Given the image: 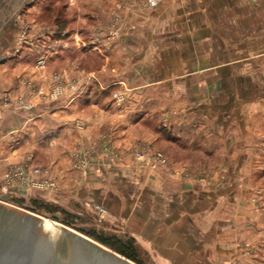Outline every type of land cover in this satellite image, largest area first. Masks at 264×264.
Here are the masks:
<instances>
[{"label": "crops", "instance_id": "0c3cea01", "mask_svg": "<svg viewBox=\"0 0 264 264\" xmlns=\"http://www.w3.org/2000/svg\"><path fill=\"white\" fill-rule=\"evenodd\" d=\"M123 3L111 0L113 24L95 33L101 62L62 68L79 90L54 100L24 85L46 91L51 71L13 51L15 21L0 29V177L47 151L155 264L264 262V192L251 177L264 165V0ZM137 140L167 162L100 154L97 170L70 168L90 142L122 152Z\"/></svg>", "mask_w": 264, "mask_h": 264}, {"label": "rangeland", "instance_id": "374dc122", "mask_svg": "<svg viewBox=\"0 0 264 264\" xmlns=\"http://www.w3.org/2000/svg\"><path fill=\"white\" fill-rule=\"evenodd\" d=\"M121 2H124L123 5L127 4L126 0H121ZM112 10L111 0H0V29L5 26L6 21H9L8 25H10L11 20H14L16 29L13 32V51L16 54L23 51L22 60L36 65L40 73L51 71L47 78L49 81L47 82L48 90H51L52 75H59L62 78L63 95L68 93L70 96L77 91L70 88V83L76 82L66 80L62 68H66L67 65L73 70L81 67L93 68L101 62L96 54L95 33L101 26L111 28L113 24L111 21ZM122 20L121 17L119 23L121 26L124 23ZM17 37H21V39L18 41ZM39 57L43 58L41 65L37 64ZM23 82L41 99L48 96V94L45 96V94L38 92L40 89L45 92V89L31 78L26 77ZM91 90L94 96L96 91L94 88ZM118 93L123 96V93ZM59 97L48 99L54 100ZM19 101L24 102L22 98H18V103H20ZM117 101L122 103L123 98L117 99ZM73 151L71 165H69L76 175L93 165L94 170H97L98 166L95 161L100 154H105L108 159L114 160L115 163L126 160L127 156L134 162L148 158L156 159L153 156L155 151H160L165 155L161 150L152 149L147 142H139L138 140L122 152L113 147L110 142L104 144L101 149L96 146L95 142H90L85 152L80 149ZM40 153L35 159L33 155L28 154L23 161L9 164L1 173L0 193L5 192L10 195L7 200L8 203L36 213H40L44 208L48 209L50 216L47 218L90 238L92 237L83 230H94L95 233L113 235L123 240L130 237L122 230L123 223L119 218L110 213L105 206L107 212L100 215L95 206V204L100 203L84 196V191L79 185L80 182L75 180V176L73 178L66 177L68 171H65L67 170L65 164L53 160L48 162L47 151ZM111 153H117L118 156H112ZM76 154H78L77 157H75ZM137 156L140 160L137 159ZM80 161L82 164L79 163ZM179 161H183V159ZM34 166L39 167V172L31 171ZM21 168H24V171ZM257 169L259 170L253 172L251 176L253 179L252 186L256 189H262L264 192V165ZM76 179H79V176ZM262 201L261 205H264V197ZM34 207L38 209H33ZM51 211L59 214L65 222L61 221L60 217L54 219ZM135 245L137 259H139V262L134 261L136 264H155L145 248L136 241ZM259 264H264V262Z\"/></svg>", "mask_w": 264, "mask_h": 264}, {"label": "water", "instance_id": "95a60500", "mask_svg": "<svg viewBox=\"0 0 264 264\" xmlns=\"http://www.w3.org/2000/svg\"><path fill=\"white\" fill-rule=\"evenodd\" d=\"M0 200V264H136L100 242L54 220ZM58 217V214H52Z\"/></svg>", "mask_w": 264, "mask_h": 264}, {"label": "built area", "instance_id": "2783aa9c", "mask_svg": "<svg viewBox=\"0 0 264 264\" xmlns=\"http://www.w3.org/2000/svg\"><path fill=\"white\" fill-rule=\"evenodd\" d=\"M159 2H160V0H145V4H147L148 6H151V7L157 5ZM20 39H21V37H17L18 41ZM37 64L38 65L43 64V58L42 57H39L37 59ZM52 79L53 80L50 81V84H52L51 90L47 89L45 92L42 89L38 90V92H41L42 94H45V96H47V94H48V96L46 98H57V97L63 95V93H64L63 83L61 82L62 78L59 75H57V74H53L52 75ZM70 88H72L73 91L74 90H77V91L79 90V89H77L76 83H74V82L70 83ZM49 89H50V87H49ZM113 97L115 99H118V100H121L123 98V96L120 93H118V92H114L113 93ZM20 104H22V102H20ZM111 155L115 156V157L118 156L117 153H111ZM77 156H78V154L75 155V157H77ZM153 156L156 159H158L160 162H162V163L166 162V157L160 151H155ZM137 159L140 160L138 156H137ZM26 163H28V162H26ZM79 163L82 164V161H80ZM21 169H23V171H24V168H21ZM21 169H20V171H21ZM39 170H40L39 167H36V166L31 168L32 172H39ZM4 196H10V195H8L5 192L0 193V200H3ZM95 206H96L97 210L99 211L100 215H102L105 212H107V210L104 208V206H102L100 204H95Z\"/></svg>", "mask_w": 264, "mask_h": 264}, {"label": "trees", "instance_id": "16d2710c", "mask_svg": "<svg viewBox=\"0 0 264 264\" xmlns=\"http://www.w3.org/2000/svg\"><path fill=\"white\" fill-rule=\"evenodd\" d=\"M33 209H38L34 207ZM47 212L50 210L43 209ZM42 211V210H41ZM53 214H56V212H52ZM61 214V213H60ZM60 217L61 221H64V219L58 214V217H54V219H57ZM65 222V221H64ZM68 223V221H66ZM83 230V229H82ZM86 234L94 238L96 241L100 242L101 244L115 250L116 252L122 254L123 256L135 261L139 262V259H137L136 254V245L135 241L132 237L127 238V240H123L119 237L113 236V235H104L103 233H95L94 230H83Z\"/></svg>", "mask_w": 264, "mask_h": 264}, {"label": "bare ground", "instance_id": "6f19581e", "mask_svg": "<svg viewBox=\"0 0 264 264\" xmlns=\"http://www.w3.org/2000/svg\"><path fill=\"white\" fill-rule=\"evenodd\" d=\"M44 221H50V222L54 223V221H52V220L49 219V218H45Z\"/></svg>", "mask_w": 264, "mask_h": 264}]
</instances>
